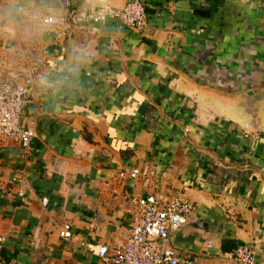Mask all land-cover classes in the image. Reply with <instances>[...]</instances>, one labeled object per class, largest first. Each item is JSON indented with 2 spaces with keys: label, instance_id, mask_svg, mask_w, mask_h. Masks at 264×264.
I'll return each instance as SVG.
<instances>
[{
  "label": "crops",
  "instance_id": "obj_1",
  "mask_svg": "<svg viewBox=\"0 0 264 264\" xmlns=\"http://www.w3.org/2000/svg\"><path fill=\"white\" fill-rule=\"evenodd\" d=\"M138 1L143 30L83 23L55 45L40 20L63 26L60 0H0V53L21 67L49 51L25 115L36 121L31 146L25 157L17 145L0 156V264H103L98 247L127 237L137 198L176 193L193 209L171 247L198 264H226L245 243L264 264V99L254 122L238 95L264 90V0ZM132 168L139 179H119ZM222 196L244 199L247 211ZM64 223L69 238L59 236Z\"/></svg>",
  "mask_w": 264,
  "mask_h": 264
},
{
  "label": "built area",
  "instance_id": "obj_2",
  "mask_svg": "<svg viewBox=\"0 0 264 264\" xmlns=\"http://www.w3.org/2000/svg\"><path fill=\"white\" fill-rule=\"evenodd\" d=\"M66 9V22L60 26L50 15L41 18V25L52 34V43L62 45L69 30L79 24H105L119 21L135 30H143L146 25V11L138 0H128L121 8L104 5L99 10L86 12L72 6V0H60ZM1 47V46H0ZM49 51L38 49L28 54L21 67L14 65L0 53V156L3 149L11 145L19 146L24 157L36 135L35 116L25 117L30 107L37 104V83L46 67ZM23 60V59H21ZM187 130V129H186ZM137 168L119 171V179H139ZM17 185V195L23 196V178H13ZM46 205V198L42 199ZM135 219L127 237L110 248L101 244L97 256L103 264H198L187 255L180 254L167 240L172 231L184 222L193 205L183 193H176L170 199H162L155 194L139 197L135 201ZM59 236L71 237L70 223H64ZM6 241V233L0 231V248ZM226 264H255L252 246L240 244L229 254Z\"/></svg>",
  "mask_w": 264,
  "mask_h": 264
},
{
  "label": "water",
  "instance_id": "obj_3",
  "mask_svg": "<svg viewBox=\"0 0 264 264\" xmlns=\"http://www.w3.org/2000/svg\"><path fill=\"white\" fill-rule=\"evenodd\" d=\"M238 95L244 98L243 107L245 109V112L250 116V119L252 121L256 122L257 121V107L255 104L257 100L264 99V90L248 89L246 91L238 93ZM218 199L221 203H223L227 207H231L235 210L244 211L243 213L247 211V202L242 198L222 196V197H219Z\"/></svg>",
  "mask_w": 264,
  "mask_h": 264
}]
</instances>
